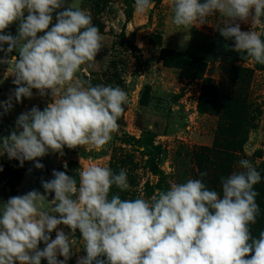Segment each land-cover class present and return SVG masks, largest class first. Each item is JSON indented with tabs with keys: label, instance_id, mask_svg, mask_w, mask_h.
Returning <instances> with one entry per match:
<instances>
[{
	"label": "clouds",
	"instance_id": "obj_1",
	"mask_svg": "<svg viewBox=\"0 0 264 264\" xmlns=\"http://www.w3.org/2000/svg\"><path fill=\"white\" fill-rule=\"evenodd\" d=\"M155 6V0H135L140 14ZM171 11L172 23L188 29L220 13L227 18L220 35L234 40L233 50L244 60L264 65L261 34L242 31L236 22L259 23L264 0H172ZM17 22L15 36L5 32ZM102 39L92 16L72 3L65 7V0H0V52L19 54L0 57L16 85L2 102L4 112L12 109L13 97L17 103L32 98L33 89L52 97L43 110L33 106L18 116L15 130L0 137V155L20 166L36 161L42 169L37 158L49 151L62 156L65 147L85 145L100 150L112 140L126 92L78 76L82 65L95 60ZM238 167L221 177L220 192L202 179H188L149 200L112 193L113 187L129 188L124 169L90 165L79 170L78 180L53 170V179L42 180L44 194L32 190L0 206V264H67L76 241L60 225L79 232L86 255L76 264H264V231L253 236L250 227L260 212L254 186L261 175L248 159Z\"/></svg>",
	"mask_w": 264,
	"mask_h": 264
},
{
	"label": "rangeland",
	"instance_id": "obj_2",
	"mask_svg": "<svg viewBox=\"0 0 264 264\" xmlns=\"http://www.w3.org/2000/svg\"><path fill=\"white\" fill-rule=\"evenodd\" d=\"M171 2L155 1V8L140 14L135 0H65V7L72 3L89 13L103 37L95 60L82 65L78 76L93 85L119 86L127 94L119 129L100 150L85 145L65 147L62 156L49 151L37 158L42 169L35 168L36 161L20 166L18 160L0 155V206L32 190L44 194L42 180L53 179V170L78 180L79 170L90 165L108 166L114 173L124 169L129 188L121 192L113 187L112 193L149 200L160 190L159 177L147 166L149 148L168 188L202 179L220 192L221 177L239 171V160L248 159L261 175L254 186L260 212L250 227L253 236L264 231V65L244 60L233 50L234 40L220 35L226 17L215 13L200 26L178 28L172 23ZM236 22L242 31H257L264 39V17L255 25L251 19ZM17 28L18 22L5 32L15 36ZM18 55L15 50L0 52L8 59ZM11 73V66L0 63V137L15 130L21 113L33 106L43 110L52 102L50 93L40 96L33 89L30 99L17 103L13 97V107L5 113L2 102L16 87ZM202 172L208 175L201 177ZM47 198L51 201L54 193ZM61 229L76 241L67 261L76 264L86 255L79 232L71 233L64 225ZM55 235L56 230L51 238Z\"/></svg>",
	"mask_w": 264,
	"mask_h": 264
},
{
	"label": "trees",
	"instance_id": "obj_3",
	"mask_svg": "<svg viewBox=\"0 0 264 264\" xmlns=\"http://www.w3.org/2000/svg\"><path fill=\"white\" fill-rule=\"evenodd\" d=\"M155 1H158V0H155ZM146 153L148 154L149 156V159L147 161V166L149 167V169L152 171V173L156 176L159 177V184H158V187L160 190H164V189H167V184L165 183V177H164V174L162 172V170H160L156 163H155V160H154V156H155V153L153 150H149V148L147 149Z\"/></svg>",
	"mask_w": 264,
	"mask_h": 264
},
{
	"label": "water",
	"instance_id": "obj_4",
	"mask_svg": "<svg viewBox=\"0 0 264 264\" xmlns=\"http://www.w3.org/2000/svg\"><path fill=\"white\" fill-rule=\"evenodd\" d=\"M25 13H26V11H25Z\"/></svg>",
	"mask_w": 264,
	"mask_h": 264
}]
</instances>
